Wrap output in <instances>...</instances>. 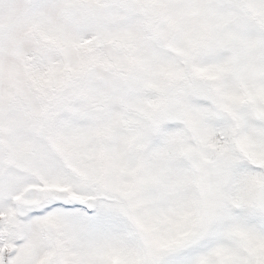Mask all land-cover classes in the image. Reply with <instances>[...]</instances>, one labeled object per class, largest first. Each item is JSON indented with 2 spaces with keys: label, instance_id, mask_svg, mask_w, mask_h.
I'll return each instance as SVG.
<instances>
[{
  "label": "snow or ice",
  "instance_id": "1",
  "mask_svg": "<svg viewBox=\"0 0 264 264\" xmlns=\"http://www.w3.org/2000/svg\"><path fill=\"white\" fill-rule=\"evenodd\" d=\"M0 264H264V0H0Z\"/></svg>",
  "mask_w": 264,
  "mask_h": 264
}]
</instances>
